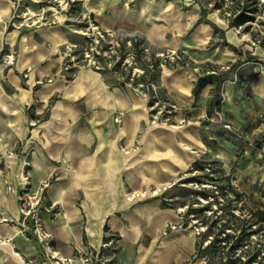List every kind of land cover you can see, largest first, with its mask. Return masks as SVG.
I'll return each mask as SVG.
<instances>
[{
    "label": "crops",
    "instance_id": "0c3cea01",
    "mask_svg": "<svg viewBox=\"0 0 264 264\" xmlns=\"http://www.w3.org/2000/svg\"><path fill=\"white\" fill-rule=\"evenodd\" d=\"M138 16L128 22L106 14L98 21L105 30L138 33L156 50L186 49L199 59L204 57L195 50H207L214 26L234 47L244 43L210 14L208 23L188 35L189 20L170 27V14L163 22L148 13ZM5 39L16 59L12 66L0 65V264H48L44 246L23 228L18 196L26 181L32 191L50 182L45 206L51 212L42 209L41 218L59 256L93 249L110 264H189L192 235H163L178 216L153 190L169 182L177 165L167 151L171 141L160 142L144 101L105 70L80 68L65 80L64 46L83 40L66 27L7 30ZM170 75V89L185 105L210 99L213 84L195 96L199 77L167 69L162 79ZM257 89L261 94L264 83ZM110 238L118 241L117 249L103 247Z\"/></svg>",
    "mask_w": 264,
    "mask_h": 264
},
{
    "label": "rangeland",
    "instance_id": "374dc122",
    "mask_svg": "<svg viewBox=\"0 0 264 264\" xmlns=\"http://www.w3.org/2000/svg\"><path fill=\"white\" fill-rule=\"evenodd\" d=\"M2 1L7 5V12L3 13L0 3V65L4 66H12L16 59V51L6 45L7 30L21 31L40 25L66 27L83 38L77 45L66 46H76L72 48L76 50L75 57L82 59L83 55L77 49L86 46L87 38L82 31L89 24L102 28L98 18L106 14L113 18L122 17L128 22L139 20L138 15L144 13L153 19L158 16L157 20L163 22L166 20L165 15L170 14V27L183 24L185 20L193 23L186 31L188 35L199 25L208 23L209 14L212 20L229 25L232 12H237L243 5L242 0L240 6L237 0H224L221 8L216 7L219 2L217 0ZM259 3L251 21L233 28V32L244 42L240 48L229 43L214 26V37L207 45V50H195L200 53V57H204L200 59L186 49L156 50L138 33L113 31L116 34L137 35L149 47L151 55L162 54L160 58L167 60L156 73L159 86L156 95H151L149 103L142 100L146 104L150 124L158 129L160 142L167 139L171 141L167 151L177 166L170 174L167 185L157 195L165 198L163 200L166 205L178 216L175 222H170V226L175 229H170L168 233L186 232L194 239L195 252L189 264H220L230 261L231 253L227 254L229 247H218L214 252L209 247L212 241L214 243L213 239L224 236L220 233L223 228L225 233L234 236H240L241 230L256 231L250 233L248 240L244 236L246 241H243V247L238 252L244 261L248 254L257 249L260 257L263 256L264 220L261 221V213L264 214V91L260 94L257 84L264 83V0H259ZM203 7L208 12L206 17L201 15ZM246 26L248 30H244ZM113 43L117 46L116 40ZM242 47L249 50L245 55L241 54ZM206 52L209 59H205ZM9 56L13 57V61L8 59ZM106 59L110 63L108 68L112 69L105 71L115 80L120 75L131 77L133 67L147 71L141 59L137 60L136 65L129 64L126 69L122 66L119 70H115L120 67L118 65L113 68L115 57ZM246 59L252 61L248 63ZM167 69L189 71L196 77L215 73L220 76L222 84L220 90L214 91L215 87L212 89L206 103L185 105L170 89L172 75L162 79ZM165 147L160 145L159 149L163 151ZM200 165L206 167L204 171L195 169V166ZM195 178L202 180V183ZM230 214L236 217L231 218Z\"/></svg>",
    "mask_w": 264,
    "mask_h": 264
},
{
    "label": "built area",
    "instance_id": "2783aa9c",
    "mask_svg": "<svg viewBox=\"0 0 264 264\" xmlns=\"http://www.w3.org/2000/svg\"><path fill=\"white\" fill-rule=\"evenodd\" d=\"M82 34L87 38L86 46H82L79 49V54L83 55L82 59L75 57V53L72 48L76 46L66 47L63 51V77L69 81L75 76L76 70L80 68H91L95 71L101 72L108 68L107 57H115V70L121 69L129 64L136 65L137 60H143L147 66V71L137 67H133L131 77H117V81L124 90H131L136 96H139L144 101H150V97L157 93L159 86L157 84V72L167 63L166 59H161L162 54L155 53L151 55V50L146 46L137 35H125L121 33H115L110 30L100 28L95 24H89ZM116 40V45L114 41ZM117 47V48H116ZM76 49V48H75ZM161 57V58H160ZM12 56L8 59L13 61ZM10 61V62H11ZM86 62V63H85ZM132 67V65H131ZM130 67V68H131ZM38 84H43V81H38ZM122 84V85H121ZM150 108H153L152 106ZM114 122H120V116L114 118ZM29 182L26 181L22 191L19 193V211L22 218L23 228L26 231H30L37 238L45 248V258L48 264H74L76 261H80L82 264H110L111 259L104 256L102 253L96 252L93 249H89L85 252L77 250L71 257H61L58 252L54 251L51 245V235L45 230L41 218V211L45 209L51 212V209L45 206L47 201L46 191L50 185L49 181L42 182L34 191L30 190ZM11 190V188H10ZM171 230H174V226L167 225L163 231V235L168 234ZM118 241L115 238L103 243V247H112L117 249Z\"/></svg>",
    "mask_w": 264,
    "mask_h": 264
},
{
    "label": "trees",
    "instance_id": "16d2710c",
    "mask_svg": "<svg viewBox=\"0 0 264 264\" xmlns=\"http://www.w3.org/2000/svg\"><path fill=\"white\" fill-rule=\"evenodd\" d=\"M219 1L216 4L217 8H221L222 3L224 2V0H217ZM237 4L238 6L241 5V1L237 0ZM242 6L241 8L237 11V12H232L231 17L229 18V27L230 28H236V27H241L243 25H246L249 21L252 20L253 15L257 12L258 10V6H259V0H242ZM208 14L206 8H201V15L203 17H206ZM244 30H248V26L245 27ZM248 55V54H247ZM209 67H212L211 64H208ZM212 71H217L215 69H212ZM157 78V77H156ZM220 76L218 74H208V75H204V76H200L197 80V82L195 83V87L193 89V94L195 96L198 95L199 91L205 87L207 84H213L215 87L214 91L220 90V86L222 84V80H219ZM122 85V84H121ZM218 109L220 108V105L217 103L216 106ZM211 112L209 111V114ZM206 167L203 165L200 166H195V169H199L201 171H204ZM214 171V170H211ZM206 177H208V174L205 175ZM196 180L199 181V183H202V180H200L199 178H195ZM261 221L264 220V214L261 213ZM229 216H231V218H235L236 216L230 214ZM215 225V224H214ZM211 232V230H210ZM256 231H251V232H246L244 230L240 231V236H234L230 233H225V228L220 230V233H223L224 236L221 238H217V239H213V241L211 242L212 245H210V248H213V252L215 251L214 249H217L218 247H221L222 249H225L224 247H229L227 254L231 253L230 261L228 263L225 262H220V264H261L264 262V252H263V256L260 257V251L259 249H257L256 251L248 254L246 257L247 259L244 261L242 260L240 254H239V248L243 247V241L244 240V236H246V239L248 240L250 237V233H254ZM223 243L224 245L220 246ZM230 244V246H228ZM241 251V250H240Z\"/></svg>",
    "mask_w": 264,
    "mask_h": 264
},
{
    "label": "bare ground",
    "instance_id": "6f19581e",
    "mask_svg": "<svg viewBox=\"0 0 264 264\" xmlns=\"http://www.w3.org/2000/svg\"><path fill=\"white\" fill-rule=\"evenodd\" d=\"M190 77V76H189ZM167 185V183H165V184H159L158 186V188H156L155 189V191H153L154 192V194H157L159 191H161V188H164L165 186ZM145 195V193L143 192L142 193V196H144Z\"/></svg>",
    "mask_w": 264,
    "mask_h": 264
}]
</instances>
